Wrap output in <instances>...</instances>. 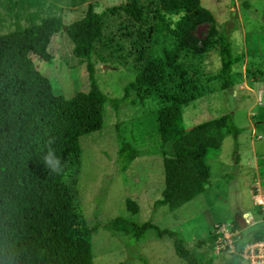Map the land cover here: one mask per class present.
<instances>
[{"label": "trees", "instance_id": "1", "mask_svg": "<svg viewBox=\"0 0 264 264\" xmlns=\"http://www.w3.org/2000/svg\"><path fill=\"white\" fill-rule=\"evenodd\" d=\"M43 2L68 6L83 0ZM151 9L153 12L149 14ZM164 13L177 17L172 20ZM116 14L123 16L117 34L128 43V48L124 51L123 44H116L110 46L108 54L123 50L124 55L117 59L121 63L129 59L135 75L123 86L122 96L110 100L111 105L116 109L120 101L130 97L131 104L147 99L157 101L154 128L160 140L164 177L161 196L154 206L163 205L174 211L202 193L210 177L204 168L205 158L218 153L225 136L230 135L235 141L241 132L231 113L210 118L188 130L181 124L182 104L203 92L180 60L184 48L191 50L182 42L184 33L198 21L212 19L200 0H152L147 5L141 0H126L99 12L88 2L83 16L65 26L54 15L35 20L38 15L30 14L31 24H17L11 31L0 34L2 264H93L90 239L100 226L128 239H139L152 231L157 238H169L175 254L185 264H213L211 259H199L186 246L179 231L160 228L151 220L137 223L116 215L104 223L88 224L74 204V182L67 183L64 179L70 168L79 171L78 138L102 126L104 105L109 98L96 83L92 55L96 45L107 38L105 17ZM62 28L73 44V55L85 59L88 82L87 90L69 97L53 91L50 79L38 71L31 58L35 55L50 63L51 38ZM209 34L214 39L207 38L205 44L218 46L220 66L206 79L218 80L220 89H227L233 85L232 65L239 56L232 54L226 34L215 27L209 29ZM152 58L159 68L167 71L166 79L155 83L147 79ZM137 155L138 150L129 141H122L116 157L120 169L124 170ZM46 157L59 168L58 172ZM237 158L234 156L235 162ZM125 206L130 214L138 211L133 200L126 199ZM233 223L239 226L236 221ZM263 235L261 222L242 229L235 237L237 252L244 243ZM214 237L210 230L211 245ZM140 260L147 264L146 259Z\"/></svg>", "mask_w": 264, "mask_h": 264}, {"label": "rangeland", "instance_id": "2", "mask_svg": "<svg viewBox=\"0 0 264 264\" xmlns=\"http://www.w3.org/2000/svg\"><path fill=\"white\" fill-rule=\"evenodd\" d=\"M125 1L83 0L76 5L54 6L43 0H0V34L11 31L17 24H31L32 13L38 15L35 20L54 15L65 26L83 16L88 2L99 12ZM151 1L141 0L145 5ZM200 3L209 9L212 19L200 20L184 33L182 42L191 50L184 48L180 60L203 92L182 104L181 124L188 130L210 118L231 113L241 128L235 141L230 135L225 136L218 153L205 158L204 168L210 177L204 191L174 211L163 205L154 206L161 196L164 177L160 140L154 128L157 101L147 99L131 104L130 97L120 101L116 109L110 101L122 96L123 86L135 75L129 59L124 63L117 59L128 48V43L117 34L123 21L121 14L105 17L107 38L96 45L92 55L96 83L109 98L104 105L102 126L78 138L79 171L70 168L64 179L67 183L74 182V204L88 224L104 223L116 215L137 223L151 220L160 228L179 231L186 246L199 259H211L213 264H248L235 253L215 254L209 233L216 222L236 221L243 227V216L248 212L255 215L256 223L261 222L251 194L255 192L256 179L264 191V0H200ZM152 12L151 9L149 14ZM164 15L172 20L177 17ZM211 27L228 36L232 54L239 56L232 65L233 85L223 90L218 80L206 79L220 66L218 46L205 44L207 38L214 39L209 34ZM116 44H123L124 51L109 55L110 46ZM72 47L62 28L51 38L50 63L31 55L38 71L50 79L53 91L66 97L88 88L85 59L73 55ZM154 47L157 50L158 46ZM147 73V79L153 83L167 77V71L159 68L153 58ZM122 141H129L138 150L124 170L116 161ZM234 156L238 157L237 162ZM126 199L137 204V213L127 211ZM90 241L93 264H142L140 257L147 264H185L175 254L171 240L157 238L152 231L139 239H128L100 226Z\"/></svg>", "mask_w": 264, "mask_h": 264}, {"label": "built area", "instance_id": "3", "mask_svg": "<svg viewBox=\"0 0 264 264\" xmlns=\"http://www.w3.org/2000/svg\"><path fill=\"white\" fill-rule=\"evenodd\" d=\"M255 192L251 194L253 206L256 214L259 215L261 223L264 225V191L260 186V181H254ZM244 226L235 227L233 222H216L212 225L214 234L213 250L216 253H237L238 256L248 264H264V235L261 239L248 241L242 245L239 252L236 250V238L240 231L256 223L255 215L252 212L244 214Z\"/></svg>", "mask_w": 264, "mask_h": 264}, {"label": "clouds", "instance_id": "4", "mask_svg": "<svg viewBox=\"0 0 264 264\" xmlns=\"http://www.w3.org/2000/svg\"><path fill=\"white\" fill-rule=\"evenodd\" d=\"M47 160L48 163L52 164L53 168L58 172L59 168L54 164V162H52L49 158H45ZM0 264H2V262H0Z\"/></svg>", "mask_w": 264, "mask_h": 264}]
</instances>
